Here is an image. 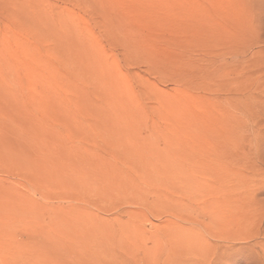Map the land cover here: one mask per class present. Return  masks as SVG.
<instances>
[{"label": "rangeland", "instance_id": "374dc122", "mask_svg": "<svg viewBox=\"0 0 264 264\" xmlns=\"http://www.w3.org/2000/svg\"><path fill=\"white\" fill-rule=\"evenodd\" d=\"M262 165L264 0H0V264H264Z\"/></svg>", "mask_w": 264, "mask_h": 264}, {"label": "bare ground", "instance_id": "6f19581e", "mask_svg": "<svg viewBox=\"0 0 264 264\" xmlns=\"http://www.w3.org/2000/svg\"><path fill=\"white\" fill-rule=\"evenodd\" d=\"M140 160V159H139ZM144 160V159H143ZM259 165H257V167H258ZM258 170V173H257V176L259 177V181H260V184H264V169H263V165L261 166V167H259V169H257ZM258 180V179H257ZM259 187V186H258ZM261 206V205H260ZM247 208V207H246ZM244 211H246V210H244ZM248 212V211H247ZM263 212H264V210H263ZM247 214V213H246ZM263 214V213H262ZM261 218V217H260ZM264 220V219H263ZM259 221V220H258ZM260 223H261V219H260V221H259ZM257 227H258V225H257ZM260 232V231H259ZM257 233V232H256ZM261 233V232H260ZM257 234H259V233H257ZM263 238V237H262ZM262 243V242H261Z\"/></svg>", "mask_w": 264, "mask_h": 264}]
</instances>
